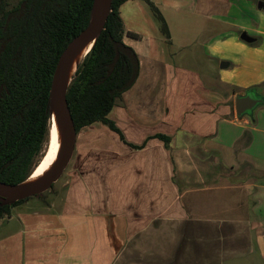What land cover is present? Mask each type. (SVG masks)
<instances>
[{
    "label": "crops",
    "instance_id": "obj_1",
    "mask_svg": "<svg viewBox=\"0 0 264 264\" xmlns=\"http://www.w3.org/2000/svg\"><path fill=\"white\" fill-rule=\"evenodd\" d=\"M150 1L171 38L168 17L180 20L179 43L199 44L221 70L170 69L155 52L159 27L148 6L122 2L123 28L138 35L122 37L137 54L138 74L108 113L123 140L105 124L88 125L108 137L80 144L87 160L81 152L77 162L84 157L89 167H73L60 186L0 219V264L257 261L256 247L264 248V106L237 120L233 101L245 91L264 95V0ZM241 32L253 41L241 40ZM155 133L169 137L167 146L148 138Z\"/></svg>",
    "mask_w": 264,
    "mask_h": 264
},
{
    "label": "trees",
    "instance_id": "obj_2",
    "mask_svg": "<svg viewBox=\"0 0 264 264\" xmlns=\"http://www.w3.org/2000/svg\"><path fill=\"white\" fill-rule=\"evenodd\" d=\"M93 1L16 0L8 6L0 0V181L22 183L45 155L51 75L60 53L86 27ZM124 1L111 0L102 29L76 65L66 88L75 132L100 122L123 140L108 113L138 74L137 54L122 41L123 35L138 37L123 28L118 7ZM141 1L167 39V26L159 10L150 0ZM148 138H156L164 146L169 141L162 133ZM127 144L140 148L144 143ZM28 198L7 202L0 197V219Z\"/></svg>",
    "mask_w": 264,
    "mask_h": 264
},
{
    "label": "water",
    "instance_id": "obj_3",
    "mask_svg": "<svg viewBox=\"0 0 264 264\" xmlns=\"http://www.w3.org/2000/svg\"><path fill=\"white\" fill-rule=\"evenodd\" d=\"M95 1L96 0L93 1L91 16L86 27L77 36H75L60 53L51 75L50 90H49L50 92L49 127L51 124L50 120H51L53 103L55 102L61 113L66 130V139L63 150L59 156L56 165L50 171L48 176L44 180L40 181L35 185L23 186L21 185V182L18 184H10L0 181V197L4 198L7 202H12L15 200L24 199L31 196H36L37 194L45 191L60 176L61 172L65 168L71 156L76 132L65 99V91L77 64L75 65L73 72L71 73L66 84L64 85L62 81V76H63V70L66 64L67 57L74 49V47L91 34H94L96 38V35L100 32V30L103 27V24L106 20V16L110 10L111 0H101L99 6L100 7L99 13L98 15L93 17V9L95 5ZM260 4L261 3H258V6ZM239 38L248 43L252 42L254 39L245 32H241ZM261 105L264 106V95H259L254 90L245 91L244 93L236 94L233 101V109L236 119L240 120L243 115L251 117L253 110ZM48 137H49V130H48ZM46 149H47V145L45 151Z\"/></svg>",
    "mask_w": 264,
    "mask_h": 264
},
{
    "label": "rangeland",
    "instance_id": "obj_4",
    "mask_svg": "<svg viewBox=\"0 0 264 264\" xmlns=\"http://www.w3.org/2000/svg\"><path fill=\"white\" fill-rule=\"evenodd\" d=\"M7 5H12L16 2V0H5ZM264 11V7L261 9ZM153 18V17H152ZM154 19V18H153ZM169 25L171 26L173 30L172 38L171 35L168 34V38L161 33L160 28H158L159 32V39L157 40V46H156V53L160 54L164 59L167 60V62L170 65V69L179 68L185 71H195L197 72H204L208 71L210 73V69L213 72L220 71V61L217 59H214L208 55L205 56L207 53V50L202 48L197 43H189L185 46L181 45L179 43V35L176 34L177 31L175 30L177 28V25L179 23V19L175 18V22L171 20L169 17L167 18ZM155 24L159 27V24L154 19ZM166 23V22H165ZM167 26V25H166ZM168 30V29H167ZM197 37V35H196ZM193 40V37H192ZM169 42V43H168ZM191 42V40L189 41ZM154 52V49H153ZM205 56V58L203 56ZM188 71V72H189ZM231 88H236L235 86H230V88L227 89V93L231 90ZM226 90H223L222 93L224 94ZM160 107V103H159ZM78 140H76L77 144L74 146L73 156L70 157L68 165L65 166L63 171L61 172L60 176L51 184V188H47L45 191L41 193L40 196H31L28 199H32V197H43V195H47L51 189L53 190L55 187L60 186L63 182L66 181L67 173L73 169V167L79 165V168H82L83 166L85 168H88L89 166L86 165L83 162V158L85 157L86 153H83V148L80 144H83V142L88 138H108L103 134V131L101 130V127L98 125L97 127H84L80 130V133L78 135ZM84 155L83 158L80 159L79 162H77L76 154L81 153ZM84 160H87L85 157ZM112 163V158H111ZM93 168V167H92ZM54 187V188H53ZM41 199V198H38ZM27 200V199H26ZM260 236H257V240H259ZM254 245H257V242H254ZM259 253V254H258ZM256 262L254 264H264V248L262 247H256Z\"/></svg>",
    "mask_w": 264,
    "mask_h": 264
},
{
    "label": "bare ground",
    "instance_id": "obj_5",
    "mask_svg": "<svg viewBox=\"0 0 264 264\" xmlns=\"http://www.w3.org/2000/svg\"><path fill=\"white\" fill-rule=\"evenodd\" d=\"M100 1L101 0L95 1L93 17H95L99 13ZM94 40L95 35L91 34L85 39H83L80 43H78L71 51V53L67 57L66 64L63 70V85L66 84L68 78L73 72L75 65L78 64L83 58V56L88 52ZM50 122L51 124L46 153L42 157L40 162L36 165L29 177L21 183V185L23 186L35 185L40 181L44 180L48 176L50 171L53 169V167L56 165L59 156L63 150L66 139V130L61 113L55 102L53 103Z\"/></svg>",
    "mask_w": 264,
    "mask_h": 264
}]
</instances>
